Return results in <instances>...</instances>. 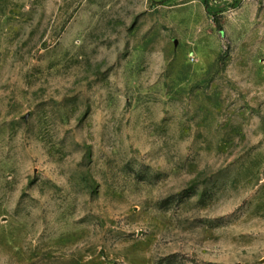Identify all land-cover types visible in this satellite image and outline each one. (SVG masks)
Returning <instances> with one entry per match:
<instances>
[{"label":"rangeland","instance_id":"1","mask_svg":"<svg viewBox=\"0 0 264 264\" xmlns=\"http://www.w3.org/2000/svg\"><path fill=\"white\" fill-rule=\"evenodd\" d=\"M0 264H264V0H0Z\"/></svg>","mask_w":264,"mask_h":264}]
</instances>
